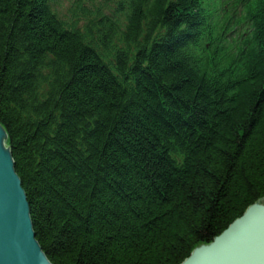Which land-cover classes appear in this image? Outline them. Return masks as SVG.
<instances>
[{
    "label": "trees",
    "instance_id": "obj_1",
    "mask_svg": "<svg viewBox=\"0 0 264 264\" xmlns=\"http://www.w3.org/2000/svg\"><path fill=\"white\" fill-rule=\"evenodd\" d=\"M57 1L0 0V126L35 239L50 264H182L264 198V0L246 63L205 0Z\"/></svg>",
    "mask_w": 264,
    "mask_h": 264
},
{
    "label": "water",
    "instance_id": "obj_2",
    "mask_svg": "<svg viewBox=\"0 0 264 264\" xmlns=\"http://www.w3.org/2000/svg\"><path fill=\"white\" fill-rule=\"evenodd\" d=\"M0 126V264H50L29 216V205ZM182 264H264V198L220 236L195 248Z\"/></svg>",
    "mask_w": 264,
    "mask_h": 264
},
{
    "label": "rangeland",
    "instance_id": "obj_3",
    "mask_svg": "<svg viewBox=\"0 0 264 264\" xmlns=\"http://www.w3.org/2000/svg\"><path fill=\"white\" fill-rule=\"evenodd\" d=\"M72 0H62V4L65 7L71 2ZM95 5L103 6L105 10H110L113 8L114 0H91Z\"/></svg>",
    "mask_w": 264,
    "mask_h": 264
}]
</instances>
